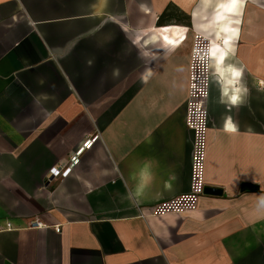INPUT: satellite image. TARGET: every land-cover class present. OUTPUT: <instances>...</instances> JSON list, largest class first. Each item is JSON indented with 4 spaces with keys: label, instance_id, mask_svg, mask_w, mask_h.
I'll return each mask as SVG.
<instances>
[{
    "label": "crops",
    "instance_id": "1",
    "mask_svg": "<svg viewBox=\"0 0 264 264\" xmlns=\"http://www.w3.org/2000/svg\"><path fill=\"white\" fill-rule=\"evenodd\" d=\"M235 2L0 0V264H264V0Z\"/></svg>",
    "mask_w": 264,
    "mask_h": 264
},
{
    "label": "rangeland",
    "instance_id": "2",
    "mask_svg": "<svg viewBox=\"0 0 264 264\" xmlns=\"http://www.w3.org/2000/svg\"><path fill=\"white\" fill-rule=\"evenodd\" d=\"M205 46H202V48H197L200 52L202 49H205ZM201 49V50H200ZM197 60V58L195 57V59L193 60V62ZM193 64V63H192ZM194 64H196V62H194ZM193 64V67L195 68V65ZM193 68V77L195 79H197L196 77V68ZM198 80V79H197ZM204 92L203 90L200 88V85L197 84L196 82L193 84V81H190V85H189V97L187 100V112H188V126L189 128H196L198 130H195V140H196V145L198 147L197 151L198 153H201L202 151V146H203V140H204V132L207 129V125L206 124V114L202 113L203 115L201 116V119H196V115L201 112L200 109L197 107L198 103L201 101L200 99H202V96ZM204 102H206L204 100ZM204 112H205V105H204ZM206 113V112H205ZM199 120V122L197 121ZM197 121V122H196ZM194 130V129H192Z\"/></svg>",
    "mask_w": 264,
    "mask_h": 264
},
{
    "label": "built area",
    "instance_id": "3",
    "mask_svg": "<svg viewBox=\"0 0 264 264\" xmlns=\"http://www.w3.org/2000/svg\"><path fill=\"white\" fill-rule=\"evenodd\" d=\"M201 50V49H200ZM202 51V50H201ZM200 51V52H201ZM192 81H193V84L196 82L197 83V79H195L194 77L192 78ZM198 84V83H197ZM204 95V94H203ZM204 96H202V99H200L201 101L198 103L197 107L200 109L201 112H199L197 115H196V119H201V116L203 115L202 113L206 114L204 112V105H205V102H204ZM199 122V120H197ZM196 121V122H197ZM194 130H198L196 128H193ZM97 137H94L90 140V142H88V144H86V148L89 149L90 147H92V145L96 142ZM82 152V151H81ZM81 152H78L76 153L75 155H71L69 156L66 160L62 161L61 164L56 167V168H53L50 172V176H49V179H48V182H52L53 180H56L57 178H65L67 177V175L70 173V171H72V169L75 167V165L78 163L79 161V155ZM29 228H32V229H43L45 228V225L40 221V219H33L29 222V225H28ZM11 228V224H7L6 225V229H10ZM54 231L55 233H60L61 231V228L59 226L55 227L54 228Z\"/></svg>",
    "mask_w": 264,
    "mask_h": 264
},
{
    "label": "bare ground",
    "instance_id": "4",
    "mask_svg": "<svg viewBox=\"0 0 264 264\" xmlns=\"http://www.w3.org/2000/svg\"><path fill=\"white\" fill-rule=\"evenodd\" d=\"M236 5H237L236 2H234V3L232 4V8L234 9V8L236 7ZM224 20H225V19H224ZM224 24H225V23H224ZM228 25H229V24H228ZM224 26H225V25H224ZM174 27H178V26H174ZM225 27H227V26H225ZM229 27H230V26H229ZM169 30H173V31H171V33H172L173 36L175 35L176 38L179 37L178 40H175V39L170 40V41H169L170 44H172V45L175 46V45L177 44V42H179L180 39L185 40V37H184L183 33L180 32V28H166V29H165V31H169ZM234 30H235V29H234ZM233 33H234V32L229 33V36H230L231 39L228 38V37H227V39L232 40ZM233 42H234V41H233ZM230 44H232V43H230ZM194 47H195V46H194ZM230 47H231V46H230ZM197 48H198V47L193 48V50H192V55L194 56V55L198 54L199 59H200L201 57H204V58H206V59L208 60V58L211 56V49L209 48L207 52H203V51L198 52L199 50H198Z\"/></svg>",
    "mask_w": 264,
    "mask_h": 264
},
{
    "label": "water",
    "instance_id": "5",
    "mask_svg": "<svg viewBox=\"0 0 264 264\" xmlns=\"http://www.w3.org/2000/svg\"><path fill=\"white\" fill-rule=\"evenodd\" d=\"M257 190V186H253L250 184H243L241 187V191H256ZM203 195H207V196H222L223 192L220 189H216V188H209V187H205L202 190Z\"/></svg>",
    "mask_w": 264,
    "mask_h": 264
},
{
    "label": "clouds",
    "instance_id": "6",
    "mask_svg": "<svg viewBox=\"0 0 264 264\" xmlns=\"http://www.w3.org/2000/svg\"><path fill=\"white\" fill-rule=\"evenodd\" d=\"M240 74L241 73L238 72V71H233V75L234 76H239ZM237 100H238V97L236 95L231 96V102L233 104H236L237 103ZM229 125H231V127ZM225 128H226V130H230V131H235L236 130L235 126L232 124L231 117H228L227 118L226 124H225Z\"/></svg>",
    "mask_w": 264,
    "mask_h": 264
},
{
    "label": "trees",
    "instance_id": "7",
    "mask_svg": "<svg viewBox=\"0 0 264 264\" xmlns=\"http://www.w3.org/2000/svg\"><path fill=\"white\" fill-rule=\"evenodd\" d=\"M166 15H168V14H167V11L164 12L163 15L159 18V20H158V24H159V25H161V23H163V22H162V21H163V18H164ZM189 27H190V25H189Z\"/></svg>",
    "mask_w": 264,
    "mask_h": 264
},
{
    "label": "snow or ice",
    "instance_id": "8",
    "mask_svg": "<svg viewBox=\"0 0 264 264\" xmlns=\"http://www.w3.org/2000/svg\"><path fill=\"white\" fill-rule=\"evenodd\" d=\"M233 2H235V0H233ZM225 43H227V41H225ZM231 127V125H229Z\"/></svg>",
    "mask_w": 264,
    "mask_h": 264
}]
</instances>
